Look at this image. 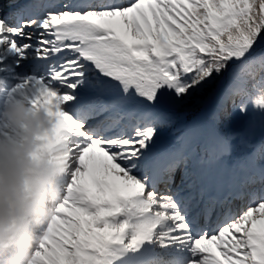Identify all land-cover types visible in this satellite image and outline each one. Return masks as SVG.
Masks as SVG:
<instances>
[{
    "label": "rangeland",
    "instance_id": "obj_1",
    "mask_svg": "<svg viewBox=\"0 0 264 264\" xmlns=\"http://www.w3.org/2000/svg\"><path fill=\"white\" fill-rule=\"evenodd\" d=\"M188 0H138L136 3L130 4L129 6L126 5L125 7L118 9V13L125 14L126 19L118 20L117 26H116V32L113 37L121 36L124 38H127L126 35H128V40L132 43V46L134 47L135 53L132 52L131 54L127 52V54L118 51V52H111L108 48L104 50L105 54L108 56L115 57L116 59L112 61L111 65L115 67L119 72L117 75L118 80H120V83H118L120 86L123 85V91L126 92H133L135 90L142 91L143 98L146 100L148 96L153 97V101L150 104L151 107L154 108V112L149 115V118L154 116L155 119L160 118V120H163L167 123H172L173 119L175 118L176 114L172 111L168 110L164 104H162L161 100V94L160 90L161 88L169 89L171 90L170 95L175 98L179 91V85L180 82L175 79L171 78L170 72L168 70V65L172 64L171 58L172 55L175 54V51L172 50V40H171V31L168 29V19H173L174 16L177 15H183L184 9L187 6ZM210 12V10H208ZM109 12V11H108ZM108 12H101V11H90L87 12V14H102L106 15ZM50 15H53L52 17L55 19H58L59 16L55 12ZM227 18H230V12L226 13V16L223 17L222 23H225ZM146 22V23H145ZM42 23V22H41ZM40 23V24H41ZM145 23V25L140 29V24ZM27 26L25 24H21L16 26L15 28L11 29L10 35L13 37H16L17 39L20 38V34H23V29H25ZM29 27V26H28ZM26 38L30 42L31 45H39L36 44L34 41V34L31 35H25ZM109 35L105 36V39H109ZM31 39V40H30ZM112 41V40H111ZM113 42V41H112ZM114 43V42H113ZM27 45L20 44L17 49L21 51L20 55L16 57L17 59H20V62H24L26 59L30 57L29 54L22 52L25 50ZM42 46V45H41ZM43 47V46H42ZM151 49L156 50L159 52V54L162 56V60H151L148 61L145 50ZM101 52V56H103V53ZM3 54V52L1 53ZM171 54V55H170ZM29 55V56H28ZM79 54H75L74 56H71L70 58L63 59L62 65H65V69H61L59 65V68H55L54 64L51 66V69H54L56 71L53 75L52 72L48 71L43 76H38L36 78L37 85L35 88L29 90V89H21L18 90V93L11 98V104L15 107L14 112H7V118L10 120L7 123L10 125L13 132L18 133L17 129H30L19 117L20 114L27 115V107H25V103H29L31 105L36 104L34 101V95H37V92L39 93V83L41 80H46L47 82L51 83L53 79H56V82L62 78H64L67 82H70L71 77H82L85 78L83 81L77 80V82L72 83H66L68 85V88L70 89H81L85 92H87V88L82 85V83H91L89 81V78L84 77L88 76V72L84 71L82 69V66H77L79 69H74L71 65L72 61H79ZM263 58V57H260ZM122 59V60H121ZM24 60V61H23ZM82 60V59H81ZM76 62L72 63L75 64ZM116 62V63H114ZM174 65L172 64V67ZM247 67V64H245ZM14 73V72H13ZM8 76H12L10 73L7 74ZM82 75V76H81ZM58 76V78H56ZM12 81H16L17 78H12ZM51 79V80H50ZM86 81V82H85ZM233 83L232 81H229L227 83L226 88H232ZM59 86L54 87V90H57ZM60 90V89H59ZM41 91L45 92L47 89L44 87H41ZM51 91V90H50ZM48 91V92H50ZM62 92V89L60 90ZM225 91V89H224ZM60 93V92H59ZM62 95V94H60ZM222 94L219 95L217 98H215L213 101H211V104L213 107L217 104L219 99H221ZM138 100L135 101L136 104H138ZM166 108L167 112L162 113L161 108ZM257 106L254 105L253 109L255 110ZM258 113L257 114H250V116L247 113L248 109H245L241 112H235V119L232 121V133L226 134L224 136L226 139L229 136L233 137V145H241L243 147L246 146L247 150H250L251 147H255L257 145L256 143V137H260L264 135V106H259L257 108ZM162 116H161V115ZM201 114V113H200ZM200 114L197 116L194 122H192L187 128L186 131L190 130L197 121L200 120ZM38 112L33 113L32 117L37 118ZM249 116V117H248ZM19 117V118H18ZM31 126V125H30ZM145 130V133H151L152 127L145 125L143 126V129ZM29 132V131H27ZM164 134H166L167 138L170 139L174 132L172 131H166ZM257 134V136H253ZM120 136V135H119ZM222 136V135H221ZM32 134L29 133V136L27 137L28 144L31 142ZM162 138V137H160ZM231 146L230 154L234 152V147ZM1 148V145H0ZM19 148V147H18ZM223 149L226 151L229 149L228 144L223 146ZM119 151V150H118ZM107 153V151L103 152ZM36 154V151H27L26 157L32 158ZM123 154H125L124 151H122V154L117 156L118 161H122ZM93 155L87 156L85 161H88V159L92 158ZM99 159L96 161V175L100 174L104 176L105 167L107 166V160H105L102 157V154ZM83 160L82 155L78 158ZM29 160V159H28ZM125 160L128 161L127 158ZM110 161V160H109ZM123 162V161H122ZM98 163L100 164V167H98ZM115 167H118L119 170H122V166L119 164H114ZM25 168V167H24ZM125 169H129L127 166ZM23 169V168H22ZM128 171V170H127ZM88 172V167L86 166L82 173L81 178L84 177ZM118 175V174H117ZM106 176V175H105ZM139 184V181H130V187L131 185ZM124 185V183H123ZM73 187L69 188V191H72L74 189ZM125 186V185H124ZM129 186H127V189H129ZM96 190V188H94ZM73 194H67L66 197L62 200V205L57 210L56 213H54L50 220H49V232L43 237L42 242L40 241V245H38V250H35L34 255L31 256V254L28 256V263L27 260L25 264H100L97 260H93V256L88 253V248L93 246V238L97 237L99 233H102L103 231H109V228L106 226L102 227H94L96 226V223L99 219L100 213L97 212L96 216L93 217V214L91 213L90 209L84 208L83 205L85 203V199L81 196V193H75ZM103 196V193L100 192L99 195L97 194V197L95 198L96 201H100L101 197ZM174 198H176V195H174ZM95 203L93 204V206ZM22 211L13 212L14 220L11 222V225H15L16 221L22 218V215L19 217L20 213ZM88 215H87V214ZM88 216V221L90 224H87V228L83 227V224L81 222V218L83 216ZM11 216L8 217V220L10 221ZM56 222V227H55ZM182 224V223H180ZM19 226V224L17 225ZM180 226V225H179ZM184 226V225H182ZM248 226V221L245 223V228ZM52 228L56 229V231L52 230ZM127 229V228H126ZM242 236L244 235L245 231H241ZM131 234V233H130ZM134 237L132 235V240L130 243H133ZM11 239V238H9ZM201 239H205V237H202ZM243 239L245 241V237L243 236ZM211 240V238H210ZM210 240L208 239V250L209 252H217L214 248V246L211 244ZM91 241V242H89ZM242 241V238H241ZM241 241H237V245L235 248H229L225 246L226 253L224 256H218L216 260L213 258L209 260L210 264H226L229 262L230 256H238L242 259V261L250 262L252 264H264V248L258 247L257 248V241H255L253 244H250V248H246L245 245H241ZM11 242V240H10ZM198 241H194V244H196ZM37 244V243H36ZM85 245V246H83Z\"/></svg>",
    "mask_w": 264,
    "mask_h": 264
},
{
    "label": "bare ground",
    "instance_id": "obj_2",
    "mask_svg": "<svg viewBox=\"0 0 264 264\" xmlns=\"http://www.w3.org/2000/svg\"><path fill=\"white\" fill-rule=\"evenodd\" d=\"M2 1L3 0H0V3ZM93 4H97V2H95ZM63 18H67V17L65 16ZM92 19L100 22L103 26L106 27V31H108V33H111L112 30L116 29V24H117L116 19H118V14H117L116 10H113L106 16H102L99 14L92 15ZM72 20L73 19H71V18H67V26L65 28H63V30L66 31V33H67V37H64V38H68L69 41L67 42V44L69 46L72 45V47H76L77 45L81 44V42L83 43V41H84V46H86L89 43H91L92 45H95V46H100L99 43L96 42V40H93L91 38L88 39L87 34H86V36H83V34H82L83 30L86 31L85 33H87L89 30H86L84 28L72 27ZM16 26H17V22L14 21L13 19H11V21H9V24L4 23V24H2V27H1V30H3L2 48H3V51H4V49L6 51H8V52H5L3 54L9 53L10 57H12L13 55L17 56L19 53L17 50L19 42L16 41V39L13 38L12 35H10L11 29L15 28ZM75 32H77V33H75ZM23 33H25V31H23ZM77 39H80V41H77ZM108 43L111 44V42H108ZM2 48H0V51ZM40 50L41 49L39 46L33 49L30 45H28V48L26 49V53L33 54V53L40 52ZM71 53H77V51L71 49L67 52H63V53L61 52L60 56L69 57V56H71ZM91 54L93 55V53H91ZM83 58L88 59V61L90 63H99V61L93 60L92 56L91 57L83 56ZM110 58L115 59V57H112V56ZM110 62H111L110 59H108L104 62V69L111 72L110 76H112V75L116 76L117 71H115L111 67H109V69H107V65L110 64ZM97 67H101V66L99 65ZM63 68H64V66H63ZM28 80L30 81L31 84H33V78L32 77H29ZM41 84L47 85L44 80H42ZM104 89L107 90L106 88H104ZM100 93H103V92H100ZM45 94H46L45 97L41 100V102L44 103V107H46V108L42 107L43 108L42 114H43V117L45 118V120L39 121L40 128L45 127L46 124L48 123L49 120L47 117V112L51 108H60V109L64 108V109H66L68 107L66 105V102H65V100L67 98L66 95L63 96V98H64L63 99L56 92H54V93L46 92ZM75 94L80 95V93L78 91L75 92ZM127 97H128L127 95L122 94L120 97H118L116 99V101L117 102H124ZM26 105L28 106L29 104L26 103ZM141 106L144 108L143 112L145 114L148 113L149 111L153 110V108H148L144 104H142ZM11 109H13V108H11ZM30 109L34 110L35 106H32V105H30V107L28 106L29 111H30ZM20 118L30 129H26V130L17 129L18 133H15L12 130H10L11 127L8 123L3 124L1 122V119L5 120V117L2 116V118H0V133H1V137L3 138L4 142L7 143V146L5 144H4V146L6 147L7 153L9 154L8 157L11 158L12 160H14L15 163L19 164V166H22L26 163V158L24 157L23 153L17 154L18 153L17 151H20V149H22V151L25 152L28 150V146H23L18 141L24 142V140L27 139L28 135L26 134V132L27 131L32 132V129L34 127L32 122H35V121L33 120L31 115L24 116L23 113L20 114ZM196 127H198L197 124H196ZM11 141H13V142H11ZM70 143H73V144H72L70 150L68 151V154L66 155V157L69 159L68 163H70V165H71L70 167L73 168L72 170H74L69 177V179L72 181L73 179L76 178V176H75L77 174L76 170L78 169L77 164L75 163L76 162L75 157L79 156L80 154H83V153H84V155H87L88 153H91V152H92V154H97L98 149H99L98 151L101 153L104 149V146L103 145L99 146L97 144L92 143L89 140H82V139H75V138H73V141L71 140ZM75 144L79 145L76 149L74 148ZM134 145L136 147V144H134ZM122 148L123 147L121 146V149ZM236 148L238 151H241L242 153H244V148H241V146H237ZM109 156L114 157L115 155L111 152V154H109ZM220 157L221 156H219L218 158H220ZM42 159H43V157L39 156V159L36 161H33V162L34 163H40ZM244 162H248L247 157L245 158ZM11 165L12 164L11 163L9 164L8 162L6 165H3V163L1 162V158H0V200L5 201V205H1V202H0V220L2 219L4 213H7L9 211L14 212V211H18V210L23 209V203L17 199H14L12 196L8 195L7 193H5L3 191V188H2L3 185H5L9 182L15 183L14 185L16 187H20L23 185V184H20V185L16 184L17 178H19L20 175H18L16 172H14L12 170ZM82 168H83V166H82ZM112 168L114 170L116 169L114 166H112ZM208 169L209 168H207V171H208ZM93 174H94L93 172H90L89 176H92ZM124 174L127 175L126 177L128 180L133 179V178L139 179L136 176H134L133 178L130 177L132 175L130 173H128L126 170L124 171ZM69 179L67 178V181H66L67 184H68ZM114 179H115V181L111 185H112V189L114 191H117L121 188V183L124 182V180L119 181V179L115 178V177H114ZM213 179H214V181H220L221 180L220 177L219 178L213 177ZM21 180L23 181L22 177H21ZM158 182H159L158 180L151 178L146 183L147 189L145 190V195H150L152 193V191L155 190V185L158 184ZM93 184H94V181H93ZM96 186L98 187L99 184L96 183ZM170 199L173 202L172 197L166 196V195L162 196L160 194L159 197L153 199V200H155V203L153 204V206L156 208H159L160 212H166V211L177 212V211H180L179 208L181 209V211H183L184 208H181L178 205V203L174 202V205L168 206L167 203ZM259 200H261V198H259V197L256 198L251 203V205H253V203H258ZM167 214H169V213H167ZM163 220L160 221V225L158 224V227L156 229V235L159 236L157 244L162 249H166L169 245H172L175 241H177V231H175L173 229L174 223H177L178 221L182 220V217L179 214L178 216H175L170 221H168V220L163 221ZM250 220H253L255 223L254 226H252L250 229V234L256 233V229L259 226H260L261 232H264V204H256L252 207H248V206L241 207L230 218H228L227 220H225L222 223V224H224L225 222L228 221L226 223V225L221 230H218L217 233L214 234L213 238H211L212 244H214L216 246V248L218 249V251L221 255H224L226 253V250H225L226 247H224V245H226L229 248H234L236 246V242L241 241L240 230H244L245 229V223L247 221L249 223ZM171 221H172V223H171ZM23 231H24V229H22L19 232V234L17 235V239L22 235ZM167 242H169L168 243L169 245H167V246L164 245ZM179 242L180 243H182V242L188 243L189 241L184 240V239H180ZM205 244H206V242H202L201 248L206 247ZM135 246L138 247L139 243H135ZM32 248H34V246ZM150 254H151V252H150ZM192 262L190 264H192ZM133 264H134V261H133ZM135 264H138V263H135Z\"/></svg>",
    "mask_w": 264,
    "mask_h": 264
},
{
    "label": "trees",
    "instance_id": "obj_3",
    "mask_svg": "<svg viewBox=\"0 0 264 264\" xmlns=\"http://www.w3.org/2000/svg\"><path fill=\"white\" fill-rule=\"evenodd\" d=\"M214 5L217 6L216 2ZM227 8L231 19L227 18L220 34L212 44H208L205 53L197 55L195 68L186 80L188 85L183 89L180 110L188 111L187 118L192 117L216 94L231 70L241 73L244 78L240 81L242 84L250 87L252 83H257L256 92L251 91V95L259 94L264 101V70L254 63L250 70L239 69L237 66L250 56L264 53V0H230ZM193 13V24L203 20L202 8L193 6ZM181 26L189 31L188 24ZM200 63L202 64L199 66ZM257 76L263 77V80L258 82ZM235 95L242 96L240 86ZM230 103L234 104L235 101L231 100ZM229 118L230 112L222 115V121L226 122Z\"/></svg>",
    "mask_w": 264,
    "mask_h": 264
}]
</instances>
